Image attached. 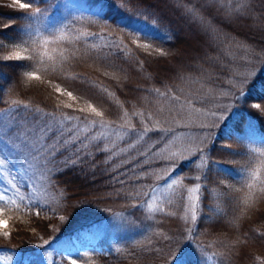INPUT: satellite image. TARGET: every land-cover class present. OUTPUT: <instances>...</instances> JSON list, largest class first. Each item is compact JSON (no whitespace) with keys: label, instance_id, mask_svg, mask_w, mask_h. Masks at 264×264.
<instances>
[{"label":"trees","instance_id":"trees-1","mask_svg":"<svg viewBox=\"0 0 264 264\" xmlns=\"http://www.w3.org/2000/svg\"><path fill=\"white\" fill-rule=\"evenodd\" d=\"M37 2L39 7L47 9L49 23L60 28L67 25L63 28L65 39L43 45L41 37H51L41 31L34 37L37 45L29 42L32 51L16 49L22 56L34 59L20 61H4L3 56L24 39L18 34L26 24L19 19L24 13L16 6L0 2V17L15 19L11 28L0 30V41L7 46L0 49V113L7 112L10 106L16 109L18 105L13 102L29 106L20 107L10 118L5 116V125L16 129L8 138L10 150L14 154L19 150L18 159L28 157L29 161L12 177L29 173L23 175V182L17 178L18 190L9 191L6 197L16 199L18 204L19 196L25 200L19 211L18 205H11L3 213L6 226H0V250L16 255L15 262L26 259L28 264H69L68 259L61 260L60 248L77 240L103 251L91 248L87 253L78 252L72 257L76 264H176V256L180 264H264V260H256L257 256L264 258V236L259 235L264 233V196L251 210L243 214L239 210L245 202L252 203V193L259 194L264 188V155H261L264 153V57L252 58L247 63L241 59L245 55L242 45H264L261 31L264 0H217L224 12H234L242 5L252 9L250 21L241 24L226 21L221 12L213 9H205L202 15L194 13L189 19L182 14L184 5L175 0ZM187 3L199 8L201 0H187ZM97 12H102L106 19H99ZM7 22L0 20V26ZM118 25L171 37L163 42L157 39L141 43L149 42L170 54L181 55H170L168 60L158 58L157 62L155 54L149 56L137 48L127 30ZM110 38L122 41L127 47L119 51L110 44ZM74 51L79 59L71 58ZM205 52L214 59H196ZM169 61L199 67L184 72L181 79L167 70ZM53 67L56 72L51 71ZM37 68L36 74L43 81L69 88L78 99L71 101L59 96L49 83L29 81L25 73ZM235 74L252 75L242 85L237 83L233 87V81L239 78ZM67 76L79 79L68 80ZM241 88L246 93L244 103L235 99ZM87 102L102 110L107 121L115 123H109L106 128L97 123L88 132L75 133L80 137L75 144L64 145L62 141L73 133L52 126V117L46 114L59 118L61 114L83 117L88 114L74 109L86 107ZM220 102L229 103V109H224L225 117H206L202 120L206 124L200 128L194 126L198 123H193L194 133L183 140L186 132L182 125L194 121L198 114L194 108H199L201 113ZM255 103L261 105L260 109L252 107ZM58 104H71L72 108L58 109ZM149 115L151 120L147 119ZM88 120L99 122L100 118L88 115ZM249 123L254 131L249 129ZM145 126L154 130L141 140ZM130 127L137 133L131 139L135 147L129 144ZM162 128L172 130L166 136L174 139L171 143L178 148L181 142L189 149L196 148L194 153L202 148L197 153L199 158L193 153L189 156L187 147H183L182 153L176 154L178 164L168 173L166 166L172 165L165 158L167 139L153 142L164 135L159 131ZM93 136L101 137L99 142L108 151L98 153ZM34 138L41 140L33 144ZM81 141L88 147L82 148ZM50 145L61 149L55 165L54 186L47 185L41 175L43 170L37 167L38 157ZM78 147H81L79 165L60 171L59 161L73 155ZM141 151L146 155L141 156ZM109 156L111 160L107 159ZM142 168L148 169V175L136 180L135 174ZM221 168L228 172H221ZM125 170L126 183H115L113 176ZM163 172H167L164 181L171 174L179 183L169 195L161 194L152 209L149 206L155 194L152 189L157 190L156 182ZM197 174L206 175L207 179L201 182L194 210L197 219L193 221L190 207H186V189L196 186ZM7 178V181L11 179ZM33 202L47 209L42 217L28 212ZM4 231L10 232L9 238L3 237ZM238 238L246 243L237 245L229 260L224 255L226 246Z\"/></svg>","mask_w":264,"mask_h":264},{"label":"snow or ice","instance_id":"snow-or-ice-1","mask_svg":"<svg viewBox=\"0 0 264 264\" xmlns=\"http://www.w3.org/2000/svg\"><path fill=\"white\" fill-rule=\"evenodd\" d=\"M175 2L177 4L184 5L182 9V14L188 17L189 19L193 18L194 13H200L202 15L205 9H213L217 12H221L224 15L225 20L230 23L241 24L246 21H250L251 19L249 13L252 11V9H245L243 5L234 12H224L222 8L218 7L217 0H201V5L199 8H197L195 5L190 6L187 3V0H175ZM13 5H15L18 10L24 13L23 16L19 17V19L26 21V24L24 27L18 30V34L22 36L24 39L22 40V43H17L13 45L14 50L11 51L8 55L3 56L4 61H11V60L20 61V60L34 59L33 56H22L20 54V51L16 49L22 48V50L25 52L32 51L33 49L29 47V42H31L32 45H37V41L34 39V37L40 35L41 31L46 32L47 35L51 37V39H48L47 37H41V40L43 41V45H49V44L64 41L65 37L63 35V28H67V25H64L63 28H60L56 24L49 23L50 17H49V13L47 9H42L41 7H39L37 0H13ZM95 15L101 20L106 19V16L102 12H97ZM3 19H7L8 22L0 26V30L11 28L13 24L15 23L14 18L0 17V20H3ZM94 22L95 21H90V23H94ZM117 27L127 30L128 36L131 39V43L134 44L137 48L143 49L145 53L149 56H152L153 54H155L154 60H156L157 62H159L158 58H164L165 60H168L170 55H181L179 53L170 54L164 48L154 46L152 43H149V42L141 43V41H150V40H157V39L163 42L165 40H171V37H165V36L159 35L158 33H154L151 30H145V29L130 30V29H127L126 26H122V25H118ZM261 31L264 32V25L261 26ZM121 34L123 35L124 33L122 32ZM81 36L87 37L88 34L81 33ZM77 39H79V37H77ZM262 40H264V35H262ZM109 42L113 47L117 48L119 51H123L124 48L127 47V45H124L122 41L117 42L115 39L110 38ZM5 47L7 46L2 41H0V49L5 48ZM241 47H243L244 52H245V55L241 57V59L244 60L246 63L250 62L252 58L264 57V45L256 46V45L246 44V45H242ZM71 58L79 59L80 57L74 51L72 53ZM196 59L212 61L214 58L205 52L202 58L197 57ZM169 64H170V67L167 70L174 72L181 79H184L182 75L184 72H192V71H195L197 67H199V65L189 66V65H186L184 62H180L179 64H174L171 61H169ZM21 67H25V66L21 65ZM140 68L141 69L144 68V61L142 60L140 61ZM37 71H39V68H37L36 71L26 72L25 76L28 78L29 81L35 80V81H41L42 83H49L51 86L54 87L55 92L59 96H66L71 101H76L78 99V97L74 94V92L70 90L69 88L62 87L60 84L53 85L51 81H43L41 76L36 74ZM51 71L56 72V68L53 67ZM235 75H237L239 78L233 81V85H232L233 87H235L237 83L242 85L244 80L248 78V75H252V74L243 75V76H240L239 74H235ZM65 78L68 80L79 79V77H76V76H67ZM103 91L107 92V89H103ZM155 91L156 93L160 95H164V93H160L159 89H155ZM109 95H113V93H109ZM245 96H246V93L241 88L238 94L235 95V99L236 101L240 103H244ZM173 99L176 100L178 99V97H173ZM13 103H16L18 105L16 109H12L10 106L7 112L0 113V215L4 213L5 209H9L11 205H18L16 210L19 211V207L22 206L23 201L25 200L24 196H19V204H18V201L16 199H6L9 191H12L14 189L18 190L19 185L16 182L17 178H19L20 181L23 182V175H27V172L25 171L23 175H21L20 173H17L16 177H12V172L17 167V163H15L14 161L18 162L21 168H23L26 163H29L28 157H24L23 160L18 159L20 157L19 150H17L15 154L10 150L8 138L16 131V129L13 126L5 125L4 123L5 116L7 115L10 118V114L14 115L15 112L19 111L20 107H23V108L29 107L28 104L24 102H13ZM189 103H191V101H189ZM61 106L65 109L72 108L71 104H62V105L58 104L57 108L59 109V107ZM252 107L256 109H260L261 105L259 103H255L252 105ZM74 111H78L80 113H86L96 118H100V120L99 122H97L96 120H88V115H85L83 117L81 116L72 117L67 114H61L62 118H59L51 113L46 114L52 117V126L58 127L61 132H63L64 129L67 128L70 133H73V135H70L68 138L62 141L64 145L75 144L78 140H80L79 135H76L75 133L88 132L92 128H95L97 123H99V126L101 128H106L109 123H115V122L107 121L105 118L104 112L102 110H98V108L95 107L93 103L91 102H87L86 107L74 109ZM194 111L199 113L200 109L194 108ZM232 114L235 115L236 113H232ZM125 115H127V113H125ZM141 115H143V113H141ZM177 115H179V113H177ZM147 119L151 120L152 116L149 115ZM85 121H87V123L84 125V127H81L80 125L83 124ZM249 129L254 131L251 123H249ZM153 130L154 129H150L147 126H145L144 133L140 135L139 138L141 140L145 139L147 134ZM159 131L164 135H161L155 138L157 143H159L160 140L162 139L166 140L167 139L166 134L171 132L172 130L167 129V128H162V129H159ZM116 135L119 136L120 133H116ZM136 135L137 133H136L135 128L130 127L128 131V136L130 137L129 144L131 147H135V145L131 144V139H135ZM85 139H87V137H85ZM91 139L93 141H97V143L95 144V149L98 153L108 151L106 147L101 146V143L99 142L101 140V137L93 136L91 137ZM148 139H153V138L148 137ZM57 143H60V141H58ZM81 147L87 148L88 145L85 144L83 141H81ZM81 147H78L75 153H73V155L65 156L63 160L59 161L60 171H64V170H67L68 168L76 167L79 165V163L81 162V155H80ZM60 151H61L60 148L56 147L55 145H50L47 149L43 150V155H40L38 157L37 167L43 170L41 172V175L46 181L47 185L49 186H54L53 176L57 174V169L55 165L57 163L58 153ZM121 151H123V149ZM149 151H151V149H149ZM202 151H203L202 148L197 149V153H200ZM197 153H193V155L197 156V159H198L199 156L197 155ZM115 155L116 153L113 152L112 156H115ZM140 155L145 156L146 153L141 151ZM261 155H264V153H261ZM33 156H36V153H33ZM112 156H109L107 159L111 160ZM193 163H195V161H193ZM141 164H143V162H141ZM169 164L170 165L178 164V158L176 157L175 153L172 154L169 160ZM49 165H53V167H49ZM132 171L135 173V167H133ZM220 171L224 173L228 172V170L224 168H221ZM5 175H7L8 177H11V179H9L7 183H5ZM147 175H148V169L142 168V171L140 173L135 174V179L140 180L146 177ZM121 176L125 178L120 179L119 177ZM126 179H127V170H125V172L118 173L116 176H113L114 182L120 185H124L126 183ZM206 179H207L206 175L203 177L199 174L195 175L194 180L197 182L196 187L189 188L188 191L198 192L201 188L202 180H206ZM169 180L171 181V183H168ZM164 182L168 183V186L171 187L172 184L176 183V180L170 174L169 177ZM221 183H223V181H221ZM25 187H27V185H25ZM251 187L252 186L249 185V188ZM152 190L155 191L154 188ZM16 194L19 195L18 191L16 192ZM60 195L62 197L64 196V190L62 189L60 190ZM261 196H264V188L260 190L259 194L252 193L250 196L252 203L245 202L244 206L239 209L240 212L243 214L251 210L252 207L255 205V203L260 199ZM135 206L136 205H134V207ZM33 209H35L34 213H33ZM27 210L29 213L34 214L35 216L39 218V217H42L43 213L47 209L45 208L44 205H37L35 202H33L31 206L28 207ZM61 219L63 218L61 217ZM192 219L193 221H195L197 218L195 215H193ZM205 219H209V218H205ZM0 226H6V221L0 220ZM10 235L11 234L8 231L3 232V237L5 239L9 238ZM259 235L264 236V233H261ZM244 243H246V240L238 238L232 245L226 246L227 251L224 253V255L227 256L230 260L231 254L233 250L237 248V245L244 244ZM131 256L132 258H135V253H132ZM64 259H69V264H76L75 259H70V258H66L62 256L61 260L63 261ZM174 260L176 264H180L179 256H176ZM256 260L262 261L264 260V258L257 256Z\"/></svg>","mask_w":264,"mask_h":264},{"label":"rangeland","instance_id":"rangeland-1","mask_svg":"<svg viewBox=\"0 0 264 264\" xmlns=\"http://www.w3.org/2000/svg\"><path fill=\"white\" fill-rule=\"evenodd\" d=\"M1 3H8L10 5H13V0H0ZM15 6V5H13ZM186 38V35L185 37ZM183 38V39H184ZM65 99H67V97L65 96ZM229 103L228 102H220V103H217L213 106V108L209 111H203L201 113H198L197 116L195 117L194 121L192 123H186V124H183V129L184 131L186 132V135L184 136L183 140H185L186 136L188 137V135H192V133L194 132H191V128H193V123H198L196 125H194L196 128H200L202 127L204 124H206V122H202V120H204L206 117H225V115L227 114L224 109H229ZM191 126V127H189ZM100 134V133H98ZM41 140V138H34V140L32 141V143L34 144L35 142H39ZM174 139H171V138H168L167 139V142L165 143V147H166V150L167 153H165V158H166V161H169L172 154L175 153L177 154L178 152H180L183 147H187L184 145V142H181V144L179 145V148L177 147L176 144H172L171 141H173ZM153 142H157L156 139L153 141ZM180 142V141H179ZM34 146V145H33ZM174 147H177V148H174ZM187 151H188V155L189 156H192V153H194V151H196V148H193V147H190V149L187 147ZM182 153V151L180 152ZM182 155V154H181ZM188 155H186V157H189ZM17 163V167L15 168V170H13L12 172V175L13 173L17 170V171H21L23 170V168H21L19 166V163L18 162H15ZM173 167L174 165H172L171 167H167L166 166V169L168 170L167 172L169 173L171 170H173ZM169 168V169H168ZM166 171V170H165ZM167 172H163L165 173L163 175V177H161L157 182V190H155V194L154 196L152 197V200L150 201L149 203V206L150 208L154 209L155 208V203H156V200H158L160 197H161V194H163V196H167L169 195V193H172L174 191V188L176 185H178L179 183V180H176V183L175 184H172L171 187L168 186V183H171V181L169 180L167 184H164V179H165V176L167 174ZM27 173H29V171H27ZM6 179L5 181H7V175H5ZM162 184V185H161ZM196 186H190L188 187L189 188H194ZM187 190V203H186V207L189 206L190 208V213H191V216L193 217V215H195V206L197 204V197H198V194L199 192H190ZM153 192V191H152ZM164 196V197H165ZM169 198V197H168ZM3 214L0 215V220H3L2 218ZM5 221V220H4ZM2 227H5V226H2ZM73 246V247H72ZM88 248V246H83L82 244H80L78 241L76 240H73L72 241V244L71 246L68 245V247H61L60 250H61V253L66 257V258H70L72 259V255L76 253V251H74V249H77V251H85L86 249ZM16 261V255H13V254H7V250H0V264H28L27 260L26 259H23L22 261L20 260H17Z\"/></svg>","mask_w":264,"mask_h":264}]
</instances>
